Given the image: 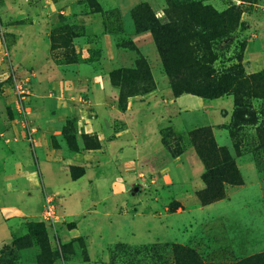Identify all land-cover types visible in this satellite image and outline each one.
<instances>
[{"label":"rangeland","instance_id":"374dc122","mask_svg":"<svg viewBox=\"0 0 264 264\" xmlns=\"http://www.w3.org/2000/svg\"><path fill=\"white\" fill-rule=\"evenodd\" d=\"M191 3L234 17V27L217 24L201 61L218 75L264 73V0H0V262L189 264L196 255L244 264L264 255L263 116L234 128L229 93L220 98L232 100L231 120L216 125L226 104L176 95L152 31L168 12L192 17L172 9ZM178 40L162 45L185 85L193 56ZM262 85L248 81L243 96L257 113Z\"/></svg>","mask_w":264,"mask_h":264},{"label":"trees","instance_id":"16d2710c","mask_svg":"<svg viewBox=\"0 0 264 264\" xmlns=\"http://www.w3.org/2000/svg\"><path fill=\"white\" fill-rule=\"evenodd\" d=\"M177 7L178 9L189 10L190 12L194 10V12L190 13L192 17H187L186 15H184L175 18L177 20L175 21L174 17L170 16L168 12V14H166L167 20L165 22L153 18L152 23V31L155 37V41L158 45L159 51L161 52V57H163L164 59L163 63L166 66L175 94L181 95L183 92L187 91L189 93H192L193 95L211 101L232 93L234 95L235 104L234 128L239 127L241 123L252 125L257 124L258 120L256 119V117L258 114H260L261 116H263V123L258 128V132L260 142L264 144V111H261L259 113H257L256 111L254 112L252 111L253 107L249 106L243 101V96L245 95L247 89L246 84L248 83V81H251L253 85H257L256 87L258 88L260 87L259 84L263 82L262 88L264 94V73L260 75H254L248 79H245L242 73V67L239 66L235 68L233 67L224 75H218L217 71L213 67H208V64H210L209 61L203 62L199 59L200 55L206 54L204 50L205 48L206 52L211 51V41L215 39V36H218L216 34V32L218 31L217 24H224V28H227L226 25L234 27V17H232L231 10L222 14H218L212 8L204 7L198 3H191L189 5L183 6H177V4H173L172 9L174 8V10H176L175 8ZM145 9L148 11V8ZM237 22H240V18ZM201 27H204L206 31L212 29L214 31V34L209 35L208 32H206L205 34L196 32L195 28ZM173 35L179 38V42H181L180 37L183 39L185 46L183 47L182 45L180 49L185 48L186 53L193 56L192 61L190 60L191 62L188 61L185 63L187 71L191 73V83L185 85H181L183 81L175 80V75L173 72L176 68V65L168 63L166 55H168L169 51H166L162 45L164 44L165 46H169L165 44V42H167V39H170V37H172ZM161 40L163 41L161 42ZM192 42H196V45L194 44L193 46H191L190 44ZM171 46H173V44H171ZM169 56H171V52ZM252 97L259 98V96L257 95H253ZM197 133H199V130L196 132V134ZM208 146L211 149V152L216 151L217 147L214 143V140L211 139V141H209L208 143ZM220 151L227 155V152L224 149H221ZM200 154L202 158H205V156H203V153ZM227 160L230 161V158ZM229 171L234 172V183L241 182L240 177H238V174L236 172L235 166L231 167ZM224 172L225 171H222V175L224 174ZM235 179L237 180L235 181ZM34 226L35 225H27V227L30 229ZM182 251L186 253L184 249H182ZM187 253L190 254L189 251H187ZM0 264H3V262H0ZM189 264H200V262H198V259H196V255L195 260H191ZM244 264H264V255L252 258L250 261Z\"/></svg>","mask_w":264,"mask_h":264},{"label":"crops","instance_id":"0c3cea01","mask_svg":"<svg viewBox=\"0 0 264 264\" xmlns=\"http://www.w3.org/2000/svg\"><path fill=\"white\" fill-rule=\"evenodd\" d=\"M225 104L227 105L226 117H223L221 115L223 118H220L219 121H217L216 125L228 124L230 122L232 114H233L232 100L229 97H225V98L211 100L209 101V103H207V101L203 103L204 106L207 105L208 107H211V108L220 107Z\"/></svg>","mask_w":264,"mask_h":264},{"label":"built area","instance_id":"2783aa9c","mask_svg":"<svg viewBox=\"0 0 264 264\" xmlns=\"http://www.w3.org/2000/svg\"><path fill=\"white\" fill-rule=\"evenodd\" d=\"M55 210L53 209V205L49 203L48 210H47V217L49 219L55 220Z\"/></svg>","mask_w":264,"mask_h":264}]
</instances>
